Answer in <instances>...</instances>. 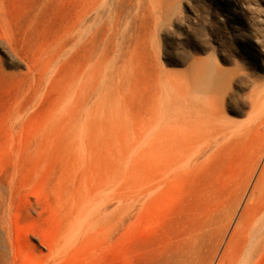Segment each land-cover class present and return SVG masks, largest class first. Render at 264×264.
<instances>
[{"label":"rangeland","instance_id":"374dc122","mask_svg":"<svg viewBox=\"0 0 264 264\" xmlns=\"http://www.w3.org/2000/svg\"><path fill=\"white\" fill-rule=\"evenodd\" d=\"M0 264H264V0H0Z\"/></svg>","mask_w":264,"mask_h":264}]
</instances>
